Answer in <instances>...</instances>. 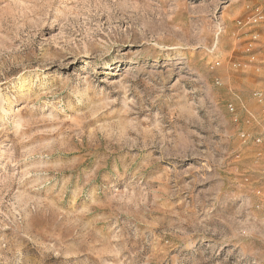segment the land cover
Segmentation results:
<instances>
[{"label": "rangeland", "instance_id": "rangeland-1", "mask_svg": "<svg viewBox=\"0 0 264 264\" xmlns=\"http://www.w3.org/2000/svg\"><path fill=\"white\" fill-rule=\"evenodd\" d=\"M0 264H264V0H0Z\"/></svg>", "mask_w": 264, "mask_h": 264}, {"label": "bare ground", "instance_id": "bare-ground-1", "mask_svg": "<svg viewBox=\"0 0 264 264\" xmlns=\"http://www.w3.org/2000/svg\"><path fill=\"white\" fill-rule=\"evenodd\" d=\"M25 84V83H24Z\"/></svg>", "mask_w": 264, "mask_h": 264}]
</instances>
